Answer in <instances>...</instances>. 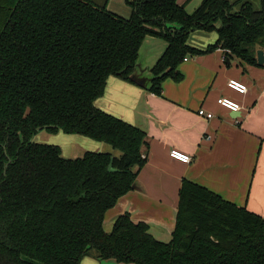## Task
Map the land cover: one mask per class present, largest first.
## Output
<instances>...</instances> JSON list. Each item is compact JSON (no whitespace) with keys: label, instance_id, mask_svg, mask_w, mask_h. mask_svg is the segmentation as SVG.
Here are the masks:
<instances>
[{"label":"trees","instance_id":"trees-1","mask_svg":"<svg viewBox=\"0 0 264 264\" xmlns=\"http://www.w3.org/2000/svg\"><path fill=\"white\" fill-rule=\"evenodd\" d=\"M124 3L128 17L91 0H0V264H79L90 250L120 263L264 264V217L185 179L169 242L127 212L104 230L148 144L144 131L94 106L107 78L131 81L146 36L166 43L151 69L156 95L166 78H182L187 56L220 47L257 66L264 50V0L259 10L249 0H202L191 13L177 0ZM195 30L217 40L196 49L187 44ZM47 126L119 154L64 159L58 146L32 140Z\"/></svg>","mask_w":264,"mask_h":264},{"label":"crops","instance_id":"crops-1","mask_svg":"<svg viewBox=\"0 0 264 264\" xmlns=\"http://www.w3.org/2000/svg\"><path fill=\"white\" fill-rule=\"evenodd\" d=\"M201 1L177 0L188 13ZM249 1L255 10L260 9L261 0ZM239 6L236 4L233 10ZM216 39L215 31L195 30L188 44L204 51ZM165 47V41L158 37L144 38L138 54L142 76L150 78L149 69ZM178 71L182 78H166L159 95L137 83L108 77L103 95L94 102L98 108L140 128L148 139L143 152L145 163L133 188L105 213V231H110L114 220L127 212L134 223L147 224L156 240L169 242L184 179L264 217V66L241 62L234 55L226 58L224 50L217 47L187 56ZM229 79L244 83L246 93L230 89ZM222 96L237 101L240 111L220 106L216 100ZM199 108L213 116H199ZM42 138L59 144L66 158L77 157L85 150L108 149L99 141L61 131L45 133ZM173 148L189 154L191 161L183 163L171 158L169 151ZM79 264L133 263L103 259L90 250Z\"/></svg>","mask_w":264,"mask_h":264},{"label":"water","instance_id":"water-1","mask_svg":"<svg viewBox=\"0 0 264 264\" xmlns=\"http://www.w3.org/2000/svg\"><path fill=\"white\" fill-rule=\"evenodd\" d=\"M123 1V3H124V0H122ZM91 2L96 6V7H99V8H104V7H106L107 6V2H108V0H91ZM125 4V3H124ZM126 5V4H125ZM130 9V8H129ZM107 10H109V9H107ZM109 11H111V10H109ZM111 12H113V13H116V12H114V11H111ZM130 12H131V10H129V13H128V15L127 16H123V15H121V16H123V17H128L129 15H130ZM116 14H118V13H116ZM118 15H120V14H118ZM216 32V31H215ZM191 34V33H190ZM190 36V35H189ZM189 38V37H188ZM217 40V39H216ZM215 43V42H214ZM213 43V44H214ZM187 44H188V40H187ZM142 45V44H141ZM189 45V44H188ZM210 45H212V44H210ZM191 46V45H190ZM209 46V45H208ZM207 46V47H208ZM193 47V46H192ZM206 47V48H207ZM195 48V47H194ZM140 49V48H139ZM138 54H139V51H138ZM161 56V55H160ZM256 58H257V63H258V65H260V66H262V65H264V50H262V49H258L257 51H256ZM157 61V60H156ZM156 63V62H155ZM154 63V64H155ZM153 64V65H154ZM140 63H138V58H137V60H136V62H135V65H134V68H133V71H132V73H131V75H130V80L131 81H129V82H134V83H137L138 85H140V86H142L143 88H145V89H147V90H149V88H150V86H151V82H152V79H153V75H152V73H151V69H152V67L149 69V71H150V78L149 77H146V76H142L141 75V73H142V69L140 68ZM139 71V73H137V71ZM111 76H113V75H111ZM111 76H109V77H111ZM114 77H116V76H114ZM108 79V78H107ZM121 79V78H120ZM123 80V79H122ZM106 82H107V80H106ZM105 87H106V85H105ZM104 90H105V88H104ZM104 93V92H103ZM103 95V94H102ZM101 97V96H100ZM99 98V97H98ZM95 102V101H94ZM93 102V104H94V106L95 107H97L96 105H95V103ZM98 108V107H97ZM100 109V108H99ZM100 110H102V111H104L103 109H100ZM104 112H106V111H104ZM106 113H108V114H111V113H109V112H106ZM111 115H113V114H111ZM114 116V115H113ZM114 117H116V118H119V117H117V116H114ZM119 119H121V120H123V121H125V122H127L128 124H131V125H133V126H135L134 124H132L131 122H129V121H126V120H124V119H122V118H119ZM136 128H138L137 126H135ZM140 129V128H139ZM61 131V130H60ZM71 134H75V133H71ZM77 135H79V134H77ZM50 136H53V135H50ZM79 136H82V137H85V136H83V135H79ZM85 138H88V137H85ZM88 139H90V138H88ZM34 142H36V143H41V142H38V141H35L34 140V138L32 139ZM41 140H42V143L41 144H48V145H53V146H58L60 149H61V146L59 145V144H56V143H52V142H48L47 140H43L42 139V137H41ZM90 140H92V139H90ZM94 141H96V140H94ZM100 143H102L106 148H108V149H106V150H85V151H83L82 152V154L81 155H79V156H77V157H82L83 156V154L85 153V152H95V153H109V154H111L112 156H117L118 154H119V151L117 150V149H113L112 148V146L111 145H109L108 143H105V142H103V141H99ZM61 157L62 158H64V159H75V158H77V157H72V158H66V157H64V156H62L61 155ZM107 232V231H106ZM84 257V256H83Z\"/></svg>","mask_w":264,"mask_h":264},{"label":"built area","instance_id":"built-area-1","mask_svg":"<svg viewBox=\"0 0 264 264\" xmlns=\"http://www.w3.org/2000/svg\"><path fill=\"white\" fill-rule=\"evenodd\" d=\"M227 86L230 89H232V90H234L240 94H244L247 91V86L244 83H242L236 79H229L227 81ZM216 102L220 106H222V107H224L227 110L232 111V112H238L241 109V105L237 101H235L231 98H228V97H223V96L219 97V98H217ZM197 114L199 116L205 117V118H211L213 116V114L211 112H207L203 108H199L197 110ZM141 156L143 158H145L144 154H142ZM169 156L171 158L178 160L180 162H183V163H189L191 161V156L189 154H187L181 150L175 149V148H173L169 151Z\"/></svg>","mask_w":264,"mask_h":264},{"label":"rangeland","instance_id":"rangeland-1","mask_svg":"<svg viewBox=\"0 0 264 264\" xmlns=\"http://www.w3.org/2000/svg\"><path fill=\"white\" fill-rule=\"evenodd\" d=\"M106 8L123 16H127L130 10L129 7L123 3L122 0H108ZM41 132H39L38 135L36 134L34 136V140L42 143L41 137L45 133Z\"/></svg>","mask_w":264,"mask_h":264},{"label":"flooded vegetation","instance_id":"flooded-vegetation-1","mask_svg":"<svg viewBox=\"0 0 264 264\" xmlns=\"http://www.w3.org/2000/svg\"><path fill=\"white\" fill-rule=\"evenodd\" d=\"M42 131V132H41ZM60 131V129H58V130H55V131H51L50 129H49V127L47 126V127H43V128H41V129H39L35 134H34V136L37 134L38 135V133L39 132H41V133H47V134H50V133H56V132H59ZM61 132H63L62 130H61ZM64 133V132H63ZM66 134H70V133H66ZM34 136H33V138H34ZM32 138V139H33ZM60 149V148H59ZM60 156H61V149H60ZM78 158V157H77ZM8 163L10 162V160H8L7 161ZM115 221V220H114ZM114 223V222H113ZM112 228V227H111ZM105 230V229H104ZM107 232H109V231H107Z\"/></svg>","mask_w":264,"mask_h":264}]
</instances>
